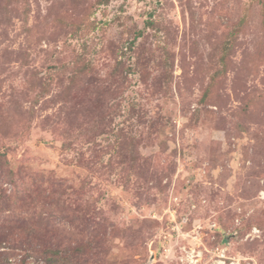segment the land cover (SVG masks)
<instances>
[{
    "label": "rangeland",
    "instance_id": "1",
    "mask_svg": "<svg viewBox=\"0 0 264 264\" xmlns=\"http://www.w3.org/2000/svg\"><path fill=\"white\" fill-rule=\"evenodd\" d=\"M264 264V0H0V264Z\"/></svg>",
    "mask_w": 264,
    "mask_h": 264
},
{
    "label": "built area",
    "instance_id": "2",
    "mask_svg": "<svg viewBox=\"0 0 264 264\" xmlns=\"http://www.w3.org/2000/svg\"><path fill=\"white\" fill-rule=\"evenodd\" d=\"M212 264H225V262L223 260H221V258L215 260ZM233 264V263H230Z\"/></svg>",
    "mask_w": 264,
    "mask_h": 264
}]
</instances>
